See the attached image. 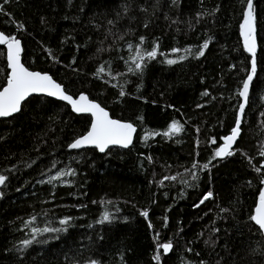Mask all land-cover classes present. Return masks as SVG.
Returning <instances> with one entry per match:
<instances>
[{
    "label": "trees",
    "instance_id": "obj_1",
    "mask_svg": "<svg viewBox=\"0 0 264 264\" xmlns=\"http://www.w3.org/2000/svg\"><path fill=\"white\" fill-rule=\"evenodd\" d=\"M246 3L0 0V30L21 41L26 67L137 127L128 148L101 153L69 148L91 116L60 100L32 95L20 112L0 118V175L7 178L0 185V264H264V236L249 219L264 189V168L256 171L264 162V0H253L256 72L241 133L232 156L214 158L236 124L239 91L251 73L240 30ZM137 45L144 67L129 72ZM157 45V56L147 59ZM7 75L0 46V88ZM173 121L183 130L164 136ZM60 171L75 175L49 182ZM105 212L110 220L101 222ZM45 227L67 230L32 232ZM25 240L32 243L25 247ZM168 242L172 249L161 248L157 262V245Z\"/></svg>",
    "mask_w": 264,
    "mask_h": 264
},
{
    "label": "snow or ice",
    "instance_id": "obj_2",
    "mask_svg": "<svg viewBox=\"0 0 264 264\" xmlns=\"http://www.w3.org/2000/svg\"><path fill=\"white\" fill-rule=\"evenodd\" d=\"M8 0H5L7 3ZM175 2V0H174ZM246 12L244 13L243 23L241 24V35L244 41V48L252 54L251 61V73L247 76V79L243 83V90L239 93L247 101L249 86L253 79V76L256 72V37H255V9L253 6V0H247L246 3ZM3 11V5L0 4V12ZM127 11V9H125ZM109 23H113L109 21ZM22 24L19 25V28H23ZM145 27L147 25L145 24ZM123 37H121L122 39ZM145 37L141 36L139 38V45L144 43ZM0 45H6L7 48V66L10 69V74L7 76V84L0 90V117H10L15 113L21 111L22 103L32 94L34 93H42L46 94L50 97H56L62 101H66L71 108L76 113H89L92 117V123L90 130L81 137L74 140L69 145L71 149H79L85 146H94L99 149L100 152H104L109 146L119 145L124 148H128L133 141V135L136 132V128L130 122H122L121 120L112 119L99 103L90 100L89 97L83 93L79 95L78 98H74L72 95L67 94L64 87L57 83L53 78L47 73H41L38 71H30L25 65L21 62V41L14 35L5 34L4 32H0ZM137 45L135 48V55L131 57V63L134 65L133 67H129V72L142 71L145 60V53L142 52L140 46ZM208 47V43L205 42L203 44V49ZM128 48L130 50L133 49V45L129 44ZM157 48L153 47L151 51L146 52L147 59L151 60L157 56ZM174 52H179L180 49H173ZM189 53L191 50H186ZM198 55L203 56L204 51L201 49L198 51ZM184 56H181L180 59H184ZM176 60L168 59V64L176 63ZM105 72V66L101 65L97 69V75L99 76L101 73ZM110 74V71H109ZM121 96L125 95V92L121 90ZM204 95H208L207 92ZM244 104L240 105L239 112L240 117L237 118L235 126L231 129V133L228 136L222 137L223 145L218 147L215 151L214 158H222L226 156H232L234 153L230 149L233 148V145L237 142L240 133H241V120L244 113ZM140 119H143L140 117ZM183 130V125L180 124L179 121H173L169 126V129L163 133L164 136L175 135ZM161 133H149L148 135H160ZM148 136H145L147 139ZM212 143L216 144L217 140L215 138L212 139ZM261 156H264V150L260 152ZM149 159H151L149 157ZM197 165L193 164V168H196ZM209 164H204L203 168L207 169ZM261 168H264V165L261 167H257L256 171L260 172ZM64 175H75L73 171L69 172H59L57 176L52 177L51 179H59ZM7 178L4 175H0V185L5 183ZM165 180L173 179L176 177H164ZM193 179H196V176L193 175ZM51 182V180L49 181ZM163 183V181L161 182ZM261 183L264 184V178H262ZM213 196V193L209 191L206 193L200 201V204H203L204 201L208 200ZM199 205H197L198 207ZM222 211H227L226 209H222ZM145 218L148 217V212L143 211L141 213ZM35 220V217L32 218ZM71 217H66L61 219L59 223L61 225H68ZM249 219L253 221L258 227L261 233H264V189H262L259 193L258 203L254 209V214H252ZM110 216L107 212L104 213L101 222L109 221ZM29 224L31 221L28 222ZM27 226V225H26ZM151 227V224L149 225ZM66 228H52L45 227L43 229L33 228V233H44V232H60L66 231ZM219 231V229H216ZM159 236L157 235V240ZM32 240H25L23 244L25 247L30 245ZM207 244L208 241H205ZM173 245L171 242L158 244L157 252L154 256V259L159 262L160 257V249H163L164 253H168L172 249ZM191 251V249H189ZM87 264H98L95 260H90ZM203 264V262H202Z\"/></svg>",
    "mask_w": 264,
    "mask_h": 264
},
{
    "label": "water",
    "instance_id": "obj_3",
    "mask_svg": "<svg viewBox=\"0 0 264 264\" xmlns=\"http://www.w3.org/2000/svg\"><path fill=\"white\" fill-rule=\"evenodd\" d=\"M241 30V29H240ZM0 32H2L1 30H0ZM255 37H256V31H255ZM241 38H242V41H243V37H242V35H241ZM243 44H244V41H243ZM256 44H257V38H256ZM0 46H3L4 48H5V55H6V64H7V48H6V45H0ZM21 48H22V44H21ZM252 55V54H251ZM21 62H22V52H21ZM23 63V62H22ZM26 67V66H25ZM28 68V67H27ZM7 69H8V75L10 74V69L8 68V66H7ZM30 71H38V72H41V73H47V72H42V71H39V70H33V69H30V68H28ZM48 75H50L49 73H47ZM7 75V76H8ZM51 76V75H50ZM52 77V76H51ZM53 78V77H52ZM247 79V78H246ZM245 79V80H246ZM53 80H55L54 78H53ZM244 80V81H245ZM56 81V80H55ZM57 82V81H56ZM252 82V81H251ZM58 83V82H57ZM244 83V82H243ZM6 84H7V78H6V82H5V84L0 88V90H2L3 89V87H5L6 86ZM250 87H251V83H250V86H249V92H248V96H249V93H250ZM243 90V84H242V86H241V88H240V91H239V93L241 92ZM67 94H69V93H67ZM32 95H44V96H47L46 94H42V93H34V94H32ZM31 95V96H32ZM69 95H71V94H69ZM79 95L80 94H78L77 96H73L74 98H78L79 97ZM86 95V94H85ZM239 96H240V94H239ZM30 97V96H29ZM47 97H50V96H47ZM50 98H53V99H56V100H60V99H58V98H56V97H50ZM240 98H241V101H240V105L241 104H244L245 106L247 105V101H248V98H247V101L245 102V100H244V98L242 97V96H240ZM90 99V98H89ZM90 100H92V99H90ZM60 101H62V100H60ZM94 102H96V103H98L97 101H95V100H93ZM62 102H64V103H66L69 107H70V109H71V111L73 112V113H75V114H89V113H76V112H74L73 110H72V108H71V105H69L66 101H62ZM240 105H239V108H240ZM102 106V105H101ZM103 107V106H102ZM239 108H238V111H237V118L238 117H240V112H239ZM245 108V107H244ZM105 110L106 111H108L106 108H105ZM108 113H109V111H108ZM16 114V113H15ZM90 115V114H89ZM109 115H110V113H109ZM91 116V115H90ZM110 117L112 118V119H117V118H115V117H112L111 115H110ZM0 118H7V117H0ZM92 120H93V117L91 116V122H90V126H89V128H88V130L84 133V134H82V135H85L89 130H90V128H91V123H92ZM117 120H120V119H117ZM122 122H129V121H125V120H121ZM131 123V122H130ZM134 125V124H133ZM134 127L136 128V132H137V127L134 125ZM136 132L134 133V135H133V141H134V138H135V135H136ZM81 135V136H82ZM229 135V134H228ZM227 135V136H228ZM81 136H79V137H81ZM79 137H77V138H79ZM77 138H75V139H77ZM74 139V140H75ZM74 140L72 141V142H74ZM133 141H132V143H133ZM71 142V143H72ZM70 143V144H71ZM69 144V145H70ZM236 144V143H235ZM235 144L233 145V148H234V146H235ZM132 145V144H131ZM222 145H223V143H222ZM112 146H118V147H121V146H119V145H112ZM112 146H109V147H112ZM86 147H93V148H96V147H94V146H85V147H82V148H86ZM121 148H124V147H121ZM232 148V149H233ZM71 149V148H70ZM79 149H81V148H79ZM98 151H99V149L98 148H96ZM232 149H230V150H232ZM107 150V149H106ZM105 150V151H106ZM104 151V152H105ZM100 152V151H99ZM101 153H103V152H101ZM263 165H264V162H263ZM258 198H259V195H258ZM257 203H258V199H257V202H256V205H257ZM256 205H255V207H256ZM255 207H254V209H255ZM253 214H254V210H253ZM263 234V236H264V233H262Z\"/></svg>",
    "mask_w": 264,
    "mask_h": 264
},
{
    "label": "rangeland",
    "instance_id": "obj_4",
    "mask_svg": "<svg viewBox=\"0 0 264 264\" xmlns=\"http://www.w3.org/2000/svg\"><path fill=\"white\" fill-rule=\"evenodd\" d=\"M60 172H61V171H60ZM58 173H59V172H58ZM58 173H55V174L51 175V176L49 177L48 180H49V181L51 180V181H53V182L56 181V180H61V181H62L63 177H61V178H59V179H51L52 177L57 176Z\"/></svg>",
    "mask_w": 264,
    "mask_h": 264
}]
</instances>
